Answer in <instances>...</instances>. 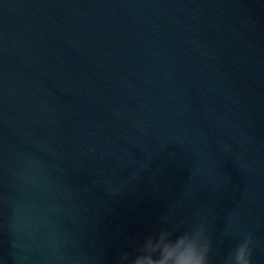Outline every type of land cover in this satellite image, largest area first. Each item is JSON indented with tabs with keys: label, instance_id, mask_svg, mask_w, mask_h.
<instances>
[{
	"label": "water",
	"instance_id": "95a60500",
	"mask_svg": "<svg viewBox=\"0 0 264 264\" xmlns=\"http://www.w3.org/2000/svg\"><path fill=\"white\" fill-rule=\"evenodd\" d=\"M166 213L264 264V0H0V264H115Z\"/></svg>",
	"mask_w": 264,
	"mask_h": 264
},
{
	"label": "clouds",
	"instance_id": "9594fccd",
	"mask_svg": "<svg viewBox=\"0 0 264 264\" xmlns=\"http://www.w3.org/2000/svg\"><path fill=\"white\" fill-rule=\"evenodd\" d=\"M160 224L157 231L138 239L133 252L121 251L115 264H214L213 241L205 223L182 228L166 213ZM253 251L254 239L249 233L219 264H253Z\"/></svg>",
	"mask_w": 264,
	"mask_h": 264
}]
</instances>
